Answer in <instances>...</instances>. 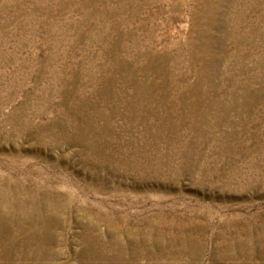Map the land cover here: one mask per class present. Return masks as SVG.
I'll return each mask as SVG.
<instances>
[{
    "label": "rangeland",
    "instance_id": "rangeland-1",
    "mask_svg": "<svg viewBox=\"0 0 264 264\" xmlns=\"http://www.w3.org/2000/svg\"><path fill=\"white\" fill-rule=\"evenodd\" d=\"M0 264H264V0H0Z\"/></svg>",
    "mask_w": 264,
    "mask_h": 264
}]
</instances>
